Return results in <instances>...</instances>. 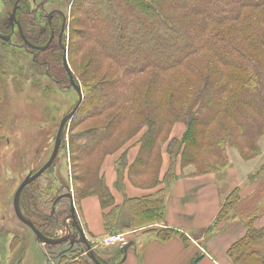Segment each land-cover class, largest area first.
I'll return each mask as SVG.
<instances>
[{"label": "trees", "instance_id": "trees-1", "mask_svg": "<svg viewBox=\"0 0 264 264\" xmlns=\"http://www.w3.org/2000/svg\"><path fill=\"white\" fill-rule=\"evenodd\" d=\"M92 1L94 6L79 8L84 17L81 25L91 21L90 34L82 33L80 45L95 44L101 53L90 60L87 74L95 79L102 65L111 62L113 67L97 90L85 83L83 102L72 119L81 123L99 121L98 126L70 137L74 202L98 196L109 235L144 229L162 242L178 236L188 245L184 233L166 225L165 189L154 196L125 197L121 205H116L102 166L108 155L122 150L144 130L135 161L129 165L126 152L120 157V190L126 168L138 186H169L179 177L178 165L182 169L194 166L195 174L222 170L229 163L225 148L236 140L244 145L242 150L261 153L258 141L264 135V30L258 28L256 20L264 17V0ZM23 12H27L25 7ZM146 25H152L148 32ZM47 56L56 62L59 52ZM196 56L207 60V70L194 69L190 73L193 79L187 78L180 90L164 94L161 77L191 65ZM68 60L71 67L73 63ZM76 82L79 85L78 79ZM96 101L100 105L94 108L86 103L96 105ZM180 121L186 124V131L182 138H173L174 125ZM164 145L170 167L161 179ZM41 178L25 188L21 207L44 235L54 238V219L39 205L40 187L31 189ZM64 198L72 209L71 194ZM240 199L238 189L229 194L209 233L224 222ZM70 214L65 210L57 213L62 218ZM258 245L260 250L255 249ZM229 254L234 264H264V227L257 228L251 221ZM70 264L89 262L80 257Z\"/></svg>", "mask_w": 264, "mask_h": 264}, {"label": "rangeland", "instance_id": "rangeland-1", "mask_svg": "<svg viewBox=\"0 0 264 264\" xmlns=\"http://www.w3.org/2000/svg\"><path fill=\"white\" fill-rule=\"evenodd\" d=\"M16 1L0 0V264H70L80 257L86 258L89 264H94L92 260L88 259L83 245L72 241L54 247L39 243L33 231L18 219L14 210V197L26 177L36 172L50 159L61 121L79 101V95L71 85L63 66V47H67L71 51L68 59L70 58L73 63L72 72L78 79L81 88L87 87L86 84H88L94 85L97 90L101 87L100 83L107 80L106 75L111 71L113 64L108 62L105 66L102 65V69L95 79L90 78V75L87 74L90 71V60L97 56L100 50L95 44L80 45L83 40L82 33L90 34L91 27L88 24H91V21L81 25L84 17L79 8L94 6V1L83 3L82 0H54L45 6L46 11L42 24L45 25V16L54 7L64 12L67 18V29L60 42L63 47H60L56 41L44 53H38L28 48L19 36L17 27L12 22ZM27 1L24 4L25 8L33 9L35 12L37 7L33 1L29 0V4ZM44 1L45 4L49 2V0ZM41 2L43 3V0H37V3ZM30 5H33L32 8ZM95 9V7L91 8L90 14H93ZM38 14L29 12L21 17L23 20L21 18L20 20L25 22V27H30L32 22H28V19H35L36 24L41 22L42 14ZM56 22L61 32L64 19L58 16ZM256 25L264 30V17L256 20ZM151 26L146 25L147 32L149 31L148 27L151 28ZM31 38L36 41L35 37ZM53 51L59 52V59L56 62L47 56ZM191 63V65L169 71L161 77V88L164 94L170 90L179 89L187 81V78L193 79L190 73L194 69L199 72L207 70V60H200V56L193 57ZM90 99L91 96H89ZM86 103L88 107L93 108L100 105L97 101L96 105L95 103L91 104L92 102ZM98 124L99 121L93 119L82 123L78 119L71 120L64 130L60 152L55 163L31 188L40 187L42 202L39 205L48 217L54 219V238L65 235L64 221L67 216L62 218L57 213L65 210L67 215L70 214L69 200L64 197L69 194L74 196L72 180L75 173L71 167L70 137L87 128L98 126ZM174 127L183 128L182 135H177L178 138H182L186 131V124L180 121L176 122ZM258 145L261 153L256 155L252 151L242 150L244 145L239 140L228 144L225 148L228 165L218 172L204 173L226 175L233 167V159L250 168L248 173L251 176L246 186L233 189L237 188L240 198L242 194L245 196L244 200H239L234 211L222 223H227L231 217L235 216V220L242 221L241 226H244L246 231L251 221L256 224L259 219L264 218V135L259 138ZM195 169L197 170V168ZM196 170L192 173H195ZM238 170L240 172V169ZM223 179L224 181L222 180L221 183L225 185V178ZM31 189L30 191H32ZM249 192L252 193L246 195ZM81 202H74L78 214L81 210ZM53 211H56V214ZM221 225L219 227H222ZM71 230L75 236V231L72 228ZM141 232L144 233V229L137 231V233ZM223 233H226V230ZM114 246L108 247L113 249ZM117 246L118 250H122L121 245ZM261 248L258 245L255 249L260 250ZM55 254H57L56 257ZM95 254L100 259L98 254ZM116 257L114 256L113 259L115 260Z\"/></svg>", "mask_w": 264, "mask_h": 264}, {"label": "crops", "instance_id": "crops-1", "mask_svg": "<svg viewBox=\"0 0 264 264\" xmlns=\"http://www.w3.org/2000/svg\"><path fill=\"white\" fill-rule=\"evenodd\" d=\"M173 129L171 137L178 138L177 135H182V127ZM144 132L145 130L122 150L106 157L102 166L106 184L114 195L116 205H121L125 197L154 196L160 189H165L166 225L184 233L189 239V244L186 245L178 236L168 242H162L150 233L144 232L148 235L139 236L144 233L135 232L128 235L130 242L122 248L123 250H118L117 245L113 249L100 245L99 241L109 235L104 228V210L98 196H89L82 200L81 210L77 214L79 223L82 228H85H83L84 233L95 252L103 260L113 264H234L229 250L247 232L245 227L241 226L242 221L235 220L234 216L227 223L222 224V227L216 228L213 233H209L208 230L216 222L225 200L233 189L246 186L251 176L248 173L250 168L233 159V167L226 175H198L192 173L196 170L194 166L182 169L178 165L179 177L169 186L165 184L138 186L129 178V168H126L123 190H120L117 186L120 157L126 152L129 165L135 161L140 151L138 140ZM169 167L170 158L164 145L161 179ZM223 178H225L226 187L221 183L222 180L224 181ZM244 198L242 194L241 200ZM262 226H264V218L259 219L255 224L258 228ZM224 230L226 233H223ZM119 251H124V253L118 255ZM111 256L117 257L114 260Z\"/></svg>", "mask_w": 264, "mask_h": 264}, {"label": "water", "instance_id": "water-1", "mask_svg": "<svg viewBox=\"0 0 264 264\" xmlns=\"http://www.w3.org/2000/svg\"><path fill=\"white\" fill-rule=\"evenodd\" d=\"M17 4L16 7L12 13V19L16 20V13H17ZM20 24H18L19 29H21V26H19ZM20 33L23 37V39L25 40L26 44L32 48L33 50H41L44 51L45 49H47V46L44 47H37L34 46L32 44H30L26 38L23 35L22 29L20 30ZM64 68L68 74V77L70 79V83L71 85L74 87V89L77 91L78 95H79V101L77 103V105L75 106V108L69 113L67 114L63 120L61 121L60 127H59V131L57 134V138H56V142H55V147L53 150V153L50 157V159L47 161V163H45L40 169H38L36 172L29 174L26 179L21 183V185L19 186V188L17 189L16 193H15V197H14V210L15 213L18 217V219L24 223L26 226H28L33 233L35 234L37 240L39 243L47 245V246H55V245H59V244H63L68 242L69 240L72 241L74 243V239L75 236L72 235V230L71 227H74L75 229H77L80 233V239H78L76 241V243L78 244H82L84 246V250L88 256L89 259H91L95 264H103L100 262V260L98 259L97 255L95 254L94 250L92 249L85 233L84 230L82 229L79 221H78V216H77V212H76V208H75V204H74V198L71 195V199H72V209H71V214L65 219L64 221V228L66 231V234L63 237L60 238H49L46 235H44L32 222V220L30 218H28L21 207V196L23 191L25 190V188L27 186H29L30 184L34 183L36 180H38L40 177H42L44 175L45 172H47L55 163L59 152H60V147H61V143H62V138L64 135V130L65 127L67 126V124L72 120V118L75 116V114L78 112L82 102H83V91L82 88L80 87V85L77 84L76 79L74 77V73L71 70L69 61H68V50H65V55H64ZM72 223H71V222Z\"/></svg>", "mask_w": 264, "mask_h": 264}, {"label": "flooded vegetation", "instance_id": "flooded-vegetation-1", "mask_svg": "<svg viewBox=\"0 0 264 264\" xmlns=\"http://www.w3.org/2000/svg\"><path fill=\"white\" fill-rule=\"evenodd\" d=\"M33 3L35 4V7H37L35 10V12H33V9L31 10L29 8V10H27V12H23L24 10V7H25V3H26V0H17L14 4V8H13V11L16 7V4L18 5L17 6V13H16V20H13L12 19V22L13 24L17 27V30L19 32V36L21 37V39L23 40V42L25 43V45L30 48L25 40L23 39L21 33H20V30L22 29V32H23V35L24 37L26 38V40L34 45V46H37V47H44V46H47V49H45L44 51H41V50H33L32 48H30L31 50L33 51H36V52H45L47 51L54 43H56V41H58L60 47H63L61 45V41H62V38L64 37L65 35V32H66V29H67V24H66V17H65V14L63 11H61L60 9H56L54 7H52V9L49 10V13L46 14L45 16V19H46V23L44 25V23L42 24L43 22V19H44V15H45V11H46V7L49 3H51L52 1L54 0H49V2L47 4H45L44 0H43V3H37V0H32ZM27 3L29 4V0L27 1ZM31 8L33 5H30ZM54 6V5H53ZM30 13H35V15H37L39 12L38 15L42 14L41 16V22L39 24H36L35 22V19H28V22H32V24L30 25V27H25V22H21V20H23L21 17L23 15H27ZM58 16H61L63 19H64V22H63V25H62V29H61V32L59 31V25L58 23L56 22V18ZM21 18V20H20ZM45 22V21H44ZM18 24H20L19 26H21V29H19L18 27ZM27 26V25H26ZM40 28V29H38ZM31 37H35L36 38V41L32 40ZM37 43H40V44H37ZM64 51L67 49V47H63ZM68 50V49H67ZM63 66H64V62H63ZM65 69V68H64ZM68 75V74H67ZM69 78V77H68ZM70 81V79H69ZM68 217V216H67ZM79 221V220H78ZM81 225V224H80ZM74 231H75V239H74V243H76V241L78 239H80V233L77 229H75L74 227H71ZM65 229V228H64ZM66 234V232H65ZM74 234V232L72 233V235ZM70 241V240H69ZM68 241V242H69ZM90 243V242H89ZM64 244V243H63ZM78 244V243H76ZM61 245V244H59ZM59 245H55V246H59ZM80 245H82L80 243ZM92 249L94 250L92 244L90 243ZM47 246V245H46ZM52 247V246H50ZM54 247V246H53ZM84 247V246H83ZM96 253V252H95ZM55 257L57 256V254L54 255ZM99 256V255H98ZM100 257V256H99ZM89 259V258H88ZM99 259V258H98ZM79 259H76V261H78ZM91 260V259H90ZM100 262L101 263H105V264H110L107 260H103L101 257H100ZM93 262V261H92ZM94 263V262H93ZM95 264V263H94Z\"/></svg>", "mask_w": 264, "mask_h": 264}, {"label": "built area", "instance_id": "built-area-1", "mask_svg": "<svg viewBox=\"0 0 264 264\" xmlns=\"http://www.w3.org/2000/svg\"><path fill=\"white\" fill-rule=\"evenodd\" d=\"M135 232L137 231H130L115 235H106L99 241V244L103 246L121 245L122 247H126L128 245V235Z\"/></svg>", "mask_w": 264, "mask_h": 264}, {"label": "bare ground", "instance_id": "bare-ground-1", "mask_svg": "<svg viewBox=\"0 0 264 264\" xmlns=\"http://www.w3.org/2000/svg\"><path fill=\"white\" fill-rule=\"evenodd\" d=\"M71 70H72V66H71Z\"/></svg>", "mask_w": 264, "mask_h": 264}]
</instances>
